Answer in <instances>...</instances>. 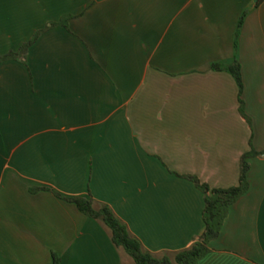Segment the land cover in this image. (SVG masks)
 I'll return each mask as SVG.
<instances>
[{
  "label": "crops",
  "instance_id": "crops-1",
  "mask_svg": "<svg viewBox=\"0 0 264 264\" xmlns=\"http://www.w3.org/2000/svg\"><path fill=\"white\" fill-rule=\"evenodd\" d=\"M40 31L26 62H0V264H134L57 193L175 260L205 230L186 176L230 188L264 151V0H0V57ZM235 60L252 124L213 68ZM210 246L198 264H264V155Z\"/></svg>",
  "mask_w": 264,
  "mask_h": 264
},
{
  "label": "trees",
  "instance_id": "trees-1",
  "mask_svg": "<svg viewBox=\"0 0 264 264\" xmlns=\"http://www.w3.org/2000/svg\"><path fill=\"white\" fill-rule=\"evenodd\" d=\"M243 21L244 18L241 20V25ZM54 25L58 24H52L51 27ZM42 32L43 31L38 32L30 41L24 43L19 50L10 51L1 56L0 62L11 59H20L26 62L30 48L37 41ZM213 68L217 70H227L235 77L240 88L241 113L243 117L252 124L251 118L245 111V103L242 99L244 82L241 63L238 60H235L231 65L218 63L214 64ZM260 155H264V151H257L251 142V149L242 156L240 161L239 184L230 188H211L207 183L202 182L196 176H186V178L192 180L204 194L205 207L203 219L205 222V230L196 239L192 247L181 251L176 256L175 260L168 256L158 258L146 251L139 239L131 234L128 226L117 217L110 206L104 205L100 208L95 206L92 195L79 197H67L59 193H57V195L69 202L75 203L87 216L105 221L113 232L114 243L119 247H123L133 257L134 264H198L199 260L211 251V242L220 236L230 208L248 191L251 159ZM58 263L59 259L56 258L55 264Z\"/></svg>",
  "mask_w": 264,
  "mask_h": 264
}]
</instances>
